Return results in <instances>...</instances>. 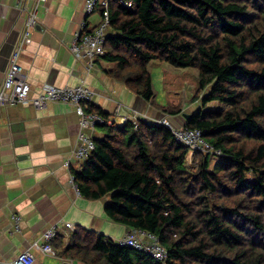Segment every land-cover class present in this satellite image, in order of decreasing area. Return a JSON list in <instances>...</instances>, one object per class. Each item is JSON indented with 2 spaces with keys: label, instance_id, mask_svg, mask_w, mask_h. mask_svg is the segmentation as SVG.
Segmentation results:
<instances>
[{
  "label": "trees",
  "instance_id": "1",
  "mask_svg": "<svg viewBox=\"0 0 264 264\" xmlns=\"http://www.w3.org/2000/svg\"><path fill=\"white\" fill-rule=\"evenodd\" d=\"M108 15L101 59L119 67L112 78L151 103V62L197 69L199 105L228 108L198 109L183 127L222 156L197 153L192 172L166 126L102 125L73 182L85 199L108 198L113 222L156 237L166 259L79 229L63 255L78 264H264V0H108Z\"/></svg>",
  "mask_w": 264,
  "mask_h": 264
},
{
  "label": "crops",
  "instance_id": "2",
  "mask_svg": "<svg viewBox=\"0 0 264 264\" xmlns=\"http://www.w3.org/2000/svg\"><path fill=\"white\" fill-rule=\"evenodd\" d=\"M85 2L0 0V85L24 21L34 14L36 25L30 31L31 42L23 46L18 59L31 97L47 86L83 84L92 93L86 110L91 105L111 116L120 104L130 116L152 122L166 118L172 126L183 127L180 116L163 114L115 81L111 73L119 70L116 64L98 58L86 72L87 61L73 56L70 47L79 25L86 23V31L92 32L100 22L98 7L85 15ZM79 132V118L70 104L49 102L41 110L29 103L0 108V264L25 252L32 254L33 264H78L63 255L73 231H93L114 241L127 233L125 226L105 215L108 198L85 199L70 182L71 170L77 171L83 164L72 162L70 168L64 167L65 161L71 160ZM91 134L98 139L104 132L101 129ZM218 164L212 161L210 169L217 170ZM13 215L21 218L19 232L13 230ZM53 225L59 226L51 242L55 255L44 256L32 246Z\"/></svg>",
  "mask_w": 264,
  "mask_h": 264
},
{
  "label": "built area",
  "instance_id": "3",
  "mask_svg": "<svg viewBox=\"0 0 264 264\" xmlns=\"http://www.w3.org/2000/svg\"><path fill=\"white\" fill-rule=\"evenodd\" d=\"M38 3L45 0H37ZM101 5L103 12L100 16L99 25L92 31H86V23L82 22L79 25L77 32L74 34L70 50L77 59H85L86 72H89L93 66V61L102 58L105 54L104 44L109 32V15H108V0H86L84 5L85 15H90L96 9V6ZM36 25V17L34 14H29L25 21L21 35L14 46L9 59L7 69L4 75V80L0 85V108L12 107L16 105H23L29 103L36 110L44 109L47 103H64L70 104L74 107L75 114L79 118L80 132L77 139V145L71 153V160L64 163L65 168H70L72 162L80 163L85 161L95 149L94 137L91 132L102 125L116 123V119L112 118L104 120L95 113H87L85 110L92 99L91 91L83 84L75 87L59 88L55 86L45 87L38 95L31 97V90L29 83L23 75V69L18 63L20 52L23 46L28 45L30 40V31ZM115 116L119 119V123L125 122V117L128 119L136 115L130 116L126 113L125 107L118 104L114 111ZM120 117V118H119ZM166 126L172 132L175 141L188 149L186 162L191 161L192 157L197 153L211 156H222L220 150L214 149L207 143L201 131L195 129L179 128L175 129L166 120L157 122ZM194 162V160H193ZM188 168V166H187ZM189 169V168H188ZM70 182L76 193L79 194L77 186L73 182V176H70ZM14 232L20 231L21 218L13 215ZM66 228L72 229V225L66 224ZM59 229L58 225L49 227L41 235L40 239L33 244V249L44 256H54V251L51 247V242L57 235ZM117 244L121 247H127L135 252H143L151 257L156 262H163L166 259V251L158 243L156 237L149 233L131 230L121 239L117 240ZM34 258L30 252H25L13 259L12 261L2 264H33Z\"/></svg>",
  "mask_w": 264,
  "mask_h": 264
},
{
  "label": "rangeland",
  "instance_id": "4",
  "mask_svg": "<svg viewBox=\"0 0 264 264\" xmlns=\"http://www.w3.org/2000/svg\"><path fill=\"white\" fill-rule=\"evenodd\" d=\"M148 72L150 74L153 92L151 103L156 110H160L167 116H180L181 118H179L184 121V119L182 118L183 114H193L198 109H204L205 111L211 110L224 112L228 108L227 105L217 102H211L207 104L205 108L202 105H199V102L197 100L201 94L197 88V69L174 68L168 64L154 61L148 65ZM112 118L119 120L114 113L112 114ZM127 120L136 121L137 119H134V117L128 119V117L126 116L125 121ZM162 120H166V122L170 124L168 119L163 118L160 121ZM160 121L158 120L156 122ZM117 124L119 125V121H117ZM174 128L179 129L182 127L179 126ZM95 130L98 132L101 130V128L99 127ZM193 160H195V162H193ZM186 165L188 166L190 171H196L198 168V158L196 156L192 157L191 161L188 160V162H186ZM210 170H214V168Z\"/></svg>",
  "mask_w": 264,
  "mask_h": 264
},
{
  "label": "water",
  "instance_id": "5",
  "mask_svg": "<svg viewBox=\"0 0 264 264\" xmlns=\"http://www.w3.org/2000/svg\"><path fill=\"white\" fill-rule=\"evenodd\" d=\"M191 114H183L182 118L185 120H188L190 118Z\"/></svg>",
  "mask_w": 264,
  "mask_h": 264
}]
</instances>
